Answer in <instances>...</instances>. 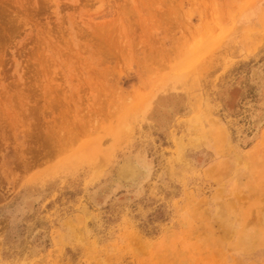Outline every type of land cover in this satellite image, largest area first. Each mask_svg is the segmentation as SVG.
I'll list each match as a JSON object with an SVG mask.
<instances>
[{
	"label": "rangeland",
	"instance_id": "obj_1",
	"mask_svg": "<svg viewBox=\"0 0 264 264\" xmlns=\"http://www.w3.org/2000/svg\"><path fill=\"white\" fill-rule=\"evenodd\" d=\"M126 1L0 0V264H264V0Z\"/></svg>",
	"mask_w": 264,
	"mask_h": 264
},
{
	"label": "bare ground",
	"instance_id": "obj_2",
	"mask_svg": "<svg viewBox=\"0 0 264 264\" xmlns=\"http://www.w3.org/2000/svg\"><path fill=\"white\" fill-rule=\"evenodd\" d=\"M127 1H128V0H127ZM127 1H126V3H127ZM161 1L163 2V0H161ZM161 1H160V3H161L160 9H161V7L164 8L165 4H166V6H171V5L168 4V1H169V0H167L166 3H165L166 0H164V4H163ZM171 1H172V0H171ZM180 1H181V0H180ZM128 2H129V1H128ZM150 2H151V0H150ZM154 2H155V0H154ZM129 3H130V2H129ZM157 3H158V0H157V2H155V3L152 2V4L154 5V8H155V6H157V5H155V4H157ZM160 3H159V5H160ZM170 3H171V2H170ZM179 3H180V2H179ZM152 4L150 3V5L153 7ZM162 4H163V5H162ZM171 4H173V1H172ZM129 5H130V4H129ZM129 5H128V6H129ZM159 5H158V6H159ZM214 5H215V4H214ZM128 6H127V7H128ZM158 6L156 7V9L158 8ZM166 6H165V7H166ZM190 6H191V5H190ZM122 7H123V6H122ZM172 7H173V5H172ZM174 7L177 8V6H175V5H174ZM178 8H179V7H178ZM206 8H207V7H206ZM120 9H121V8H120ZM123 9H126V7L124 6ZM156 9H155V10H156ZM121 10H122V9H121ZM127 10H128V8H127ZM127 10H126V11H127ZM151 10H152V9H151ZM153 10H154V9H153ZM166 10H167V9H166ZM122 11H125V10H122ZM128 11H129V10H128ZM130 11H132V10L130 9ZM160 11H161V10H160ZM163 12H164V10H163ZM165 12H166V11H165ZM180 12H181V11H180ZM130 13L133 14V13H135V12L132 11V12H130ZM139 13H140V11H139ZM154 14H155V13H154ZM160 14H161V13H160ZM160 14H158V15H160ZM168 14H169V12H168ZM170 14H171V13H170ZM177 14H179V13H177ZM115 15H116V14H115ZM134 15H135V14H134ZM162 15H164V13H163ZM179 15H180V14H179ZM179 15H177V17H178ZM125 16H126V15H125ZM172 16H173V14H171V17H172ZM127 17H128V16H127ZM129 17H130V16H129ZM138 17H139V16H138ZM138 17H137V21L139 20ZM159 17H160V16H159ZM163 17H164V16H162V18H163ZM166 17H167V14H166ZM182 17H183V16H182ZM134 18H136V17H134ZM164 18H165V17H164ZM183 18H187V17H183ZM132 19H133V18H132ZM132 19H131V20H132ZM155 19H156V18H155ZM157 19H158V18H157ZM165 19H166V18H165ZM165 19H164V20H165ZM168 19H169V18L167 17V20H168ZM170 19H171V18H170ZM129 20H130V18H129ZM129 20H128V21H129ZM131 20H130V21H131ZM158 20H160V19H158ZM164 20H162V22H163ZM167 20H165V21H167ZM177 20H178V18H177ZM179 20H180V18H179ZM183 20H184V19H183ZM183 20L181 19L180 21H183ZM130 21H129V22H130ZM170 21H171V20H170ZM113 22H117L116 19H114ZM132 23H133V21H132ZM160 23H161V22H160ZM160 23H159V24H160ZM173 23H174V22H173ZM105 24H106V22H105ZM108 24H109V23H108ZM114 24H115V23H114ZM117 24H118V23H117ZM129 24L131 25V22H130ZM133 24H134V23H133ZM165 24H166V23H165ZM177 24H178V23H177ZM199 24H200V23H199ZM112 25H113V24H112ZM100 26H101V25H100ZM102 26H103V25H102ZM131 26H133V25H131ZM135 26H136V25H135ZM135 26H134V27H135ZM173 26H175V25H173ZM173 26H172L171 29H173ZM98 27H99V26H97V28H98ZM105 27H106V26H105ZM119 27H120V26H119ZM136 27H137V26H136ZM178 27H179V26H178ZM197 27H198V26H197ZM100 28H101V27H100ZM112 28H113V26H112ZM115 28H116V27H115ZM175 28H176V26H175ZM103 29H105V28L103 27ZM107 29H108V28H107ZM109 29H110V27H109ZM131 29H132V27H131ZM186 29L189 30V27L186 28ZM110 30H111V29H110ZM110 30H109V31H110ZM112 30H113V29H112ZM135 30H136V29H135ZM179 30H180V29H179ZM115 31H117V29H115ZM118 31H119V30H118ZM181 31H182V29H181ZM198 31H199V30H198ZM106 32H107V31H106ZM135 32H136V31H135ZM108 33H109V32H107V34H108ZM130 33H131V32H130ZM171 33H172V32H171ZM187 33H189V32H187ZM103 34H105V33L103 32L102 35H103ZM109 34H110V33H109ZM115 34H116V32H115L114 34H112V35L114 36ZM117 34H119V32H118ZM167 34H168V33H167ZM100 35H101V34H100ZM112 35H110V36L113 37ZM123 35H124V34H123ZM187 35H188V34H187ZM108 36H109V35H108ZM110 36H109V37H110ZM116 36H117V35H115V37H114L115 39H114V40L117 39ZM119 36L122 38V35H119ZM100 37H101V36H100ZM104 38H105V37H104ZM118 38H119V37H118ZM101 39H102V37H101ZM109 39H111V38H109ZM109 39H108V40H109ZM119 39H120V38H119ZM122 39H123V41H124V37H123ZM182 39H183V38H182ZM112 40H113V38H112ZM120 40H121V39H120ZM154 40H155V39H154ZM178 40L180 41V39H178ZM106 41H107V40H106ZM118 41H119V40H117V44L119 43ZM121 41H122V40H121ZM121 41H120V43L122 44L123 41H122V42H121ZM135 41H136V40H135ZM185 41H187V40H185ZM98 42L101 43L100 41H98ZM102 42H103V40H102ZM104 42H105V41H104ZM114 42H115V41H114ZM105 43H106V42H105ZM120 43H119V44H120ZM151 43H152V42H151ZM153 43H154V41H153ZM101 44H103V43H101ZM110 44H111V45L114 44L115 47L118 46V45H115V43H112L111 41H110V43H109V46H110ZM121 44H120V45H121ZM135 44H137V42H136ZM155 44H156V43H155ZM155 44H154V45H155ZM180 44H181V42L179 43V45H180ZM95 45H96V44H95ZM104 45H105V44H103L102 48L107 49L106 47H104ZM120 45H119V46H120ZM137 45H138V44H137ZM81 46H82V45H81ZM99 46H100V45H99ZM106 46H107V44H106ZM109 46H108V47H109ZM119 46H118V47H119ZM124 46H125V45H122V48H123ZM135 46H136V45H135ZM112 47H113V45H112ZM126 47H127V46H126ZM137 47H138V46H137ZM137 47H136V48H137ZM156 47H157V45H156ZM109 48H110V47H109ZM120 48H121V46H120ZM120 48H119V50L121 51L122 48H121V49H120ZM136 48H135V49H136ZM157 48H158V50H159V47H157ZM173 48H174V46H173ZM112 49H113V48H111V51H112V52L115 51V50H112ZM141 49H142V48H141ZM150 49H151V48H150ZM177 49H178V48H176V50H177ZM94 50H95V49H94ZM107 50H108V49H107ZM119 50L117 49V52H119ZM127 50H128V49H127ZM145 50H146V49H145ZM164 50H165V49H164ZM123 51H124V50H123ZM128 51H129V50H128ZM67 52H68V51H67ZM104 52H105V51H104ZM104 52H103V53H104ZM109 52H110V51H109ZM101 53H102V50H101ZM105 53H107V52H105ZM113 53H114V52H113ZM120 53H122V51L119 52V57H120ZM124 53H125V52H124ZM160 53H161V52H160ZM162 53H163V50H162ZM168 53H169V52H168ZM174 53H175V50H174ZM110 54H112V53H110ZM126 54H127V53H126ZM102 55H103V54H102ZM104 55H105V54H104ZM104 55H103V56H104ZM108 55H109V54H108ZM123 55H124V54H123ZM148 55H149V57H150L152 54H148ZM163 55H164V53H163ZM169 55H170V54H169ZM110 56H111V55H110ZM117 56H118V55H117V53H116V56H115V57H117ZM124 56H125V55H124ZM126 56H127V55H126ZM160 56H161V55H159V57H160ZM111 57H112V56H111ZM119 57H118V58H119ZM156 57H157V56H156ZM108 58H109V57H108ZM122 58H123V57L119 58L120 60L118 59L119 61H117V62H121V63H122V61H121ZM126 58H127V57H126ZM126 58H125V60H126ZM165 58H166V56L164 57V59H165ZM103 59H106V57L103 58ZM110 59H111V58H110ZM115 59H116V58H115ZM150 59H151V58H150ZM108 60H109V59H108ZM100 61H101V60H100ZM148 61H149V60H148ZM108 62H109V61H108ZM110 62H111V61H110ZM100 63H101V62H100ZM105 63H106V60H105ZM123 63H124V62H123ZM118 64H119V63H118ZM118 64H117V65H118ZM154 64H155V63H154ZM119 65H120V64H119ZM119 65L117 66L118 68H120ZM159 65H160V64H159ZM122 66H123V65H122ZM122 66H121V67H122ZM110 68H111V67H109V69H110ZM145 68H146V67H145ZM46 69H47V68H46ZM46 69H45V70H46ZM86 70H87V69H86ZM47 71H48V70H47ZM49 72H51V71H49ZM88 72H89V71H88ZM48 74H49V73H48ZM57 74H59V73H57ZM90 74H91V73H90ZM55 78H56V77H55ZM58 80L61 81V79H58ZM54 81H55V80H54ZM56 81H57V80H56ZM59 81H58V82H59ZM61 83H62V82H61ZM52 86H53V85H52ZM59 87H60V86H59ZM54 88H55V87H53V89H54ZM55 89H56V88H55ZM60 89H61V87H60ZM61 90H62V89H61ZM61 90H60V91H61ZM52 91H53V90H52ZM56 91H58V89H56ZM56 93H57V92H56ZM59 93H60V92H59ZM45 96H46V95H45ZM55 96H56V95H55ZM58 96H59V95H58ZM48 98H49V97H48ZM66 100H67V99H66ZM51 103H52V102H51ZM55 103H56V102H55ZM59 103H60V102H59ZM64 103H65V102H64ZM67 103H68V102H67ZM61 104H62V103H60V106H61ZM63 105H64V104H63ZM69 106H70V104H69ZM57 107H58V106H57ZM65 107H66V106H65ZM55 108H56V107H55ZM58 108H59V107H58ZM62 108H63V106H62ZM68 109H69V108H68ZM61 111H62V110H61ZM57 112H58V111H57ZM67 114H68V113H67ZM64 116H65V115H64ZM61 117H62V116H61ZM54 119H55V118H54ZM56 121H58V120H56ZM57 123H58V122H57ZM50 124H52V123L50 122ZM62 124H63V123H62ZM66 124H67V122H66ZM64 125H65V124H64ZM60 126H61V125H60ZM60 128H61V127H60ZM53 130H54V129H53ZM59 131H60V130H59ZM54 132H55V131H54ZM41 143H42V142H41ZM41 150H42V149H41ZM34 151H35V150H34ZM85 153H86V152H85ZM95 161H96V160H95Z\"/></svg>",
	"mask_w": 264,
	"mask_h": 264
}]
</instances>
